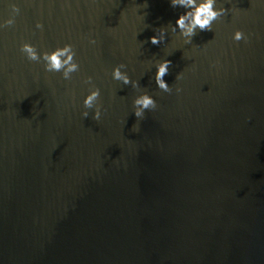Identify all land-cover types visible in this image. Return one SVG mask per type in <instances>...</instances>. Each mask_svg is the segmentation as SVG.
Masks as SVG:
<instances>
[{
	"label": "water",
	"instance_id": "water-1",
	"mask_svg": "<svg viewBox=\"0 0 264 264\" xmlns=\"http://www.w3.org/2000/svg\"><path fill=\"white\" fill-rule=\"evenodd\" d=\"M10 3L0 264H264V2L219 0L230 11L190 44L167 30L183 11L168 0H0V19ZM236 28L248 39L233 40ZM25 41L37 52L70 43L79 70L45 72ZM160 59L170 92L153 78ZM118 63L139 88L112 79ZM87 76L98 121L81 116ZM140 91L156 107L137 120Z\"/></svg>",
	"mask_w": 264,
	"mask_h": 264
},
{
	"label": "clouds",
	"instance_id": "clouds-1",
	"mask_svg": "<svg viewBox=\"0 0 264 264\" xmlns=\"http://www.w3.org/2000/svg\"><path fill=\"white\" fill-rule=\"evenodd\" d=\"M172 8H181L182 12H179L175 18V22L169 23L167 30L172 33L178 31L179 37H181L185 44L192 42V37L199 31L211 30L213 21L222 17L230 9H225L223 5L216 6L219 0H168ZM264 2V0H261ZM11 13L7 18L0 19V29H3L6 25H12L14 23V16L19 12V8L16 3H10ZM35 27L37 29L42 28L39 21H36ZM154 34L149 36L148 40L151 44L157 45L165 41L166 29L164 27L156 28L153 30ZM232 39L235 41L247 40V35L239 28L232 31ZM89 43L94 44L95 40L89 38ZM20 51L30 61L42 62V66L45 72H59L60 76L64 80H71L72 74L79 70V65L74 59L73 46L70 43H63L62 45L55 46L49 50H41L37 52L35 45L29 42H22L19 45ZM171 61L167 59H160L154 63L155 73L154 81L156 86L164 91L170 92L172 89L163 79L168 73L169 65ZM126 65L118 63L112 66V79L122 82L124 85L132 84L133 88H139L138 83L135 80H130L127 71L123 70ZM180 78V73L177 74L176 79ZM84 82L88 85L87 92L83 95L81 104L83 110L81 116L86 118L89 116L88 110H92V119L99 120L101 117V107L98 103V97L100 95V89L92 83V77L87 76L84 78ZM179 91V89H176ZM132 112L138 119H142L145 110H151L156 107V101L146 91H140L132 98ZM133 130H136V125H133Z\"/></svg>",
	"mask_w": 264,
	"mask_h": 264
}]
</instances>
